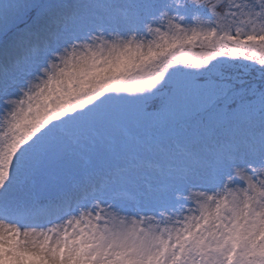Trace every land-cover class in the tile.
Wrapping results in <instances>:
<instances>
[{
  "label": "snow or ice",
  "instance_id": "6c2138e0",
  "mask_svg": "<svg viewBox=\"0 0 264 264\" xmlns=\"http://www.w3.org/2000/svg\"><path fill=\"white\" fill-rule=\"evenodd\" d=\"M0 264H264V0H0Z\"/></svg>",
  "mask_w": 264,
  "mask_h": 264
},
{
  "label": "bare ground",
  "instance_id": "6f19581e",
  "mask_svg": "<svg viewBox=\"0 0 264 264\" xmlns=\"http://www.w3.org/2000/svg\"><path fill=\"white\" fill-rule=\"evenodd\" d=\"M38 222H44L43 220H41V221H38Z\"/></svg>",
  "mask_w": 264,
  "mask_h": 264
},
{
  "label": "rangeland",
  "instance_id": "374dc122",
  "mask_svg": "<svg viewBox=\"0 0 264 264\" xmlns=\"http://www.w3.org/2000/svg\"><path fill=\"white\" fill-rule=\"evenodd\" d=\"M194 195H196L197 193H193Z\"/></svg>",
  "mask_w": 264,
  "mask_h": 264
}]
</instances>
